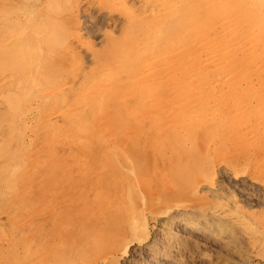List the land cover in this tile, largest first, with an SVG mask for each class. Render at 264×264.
<instances>
[{
    "label": "rangeland",
    "instance_id": "1",
    "mask_svg": "<svg viewBox=\"0 0 264 264\" xmlns=\"http://www.w3.org/2000/svg\"><path fill=\"white\" fill-rule=\"evenodd\" d=\"M158 1L0 0V264L236 261L215 233L186 228V216L196 215L238 229L246 236L244 264H264V60L249 65L246 54L236 55L228 83L212 67L191 99L210 107L201 120L171 83L188 75L177 69L160 77L152 61L174 49L150 34L159 18L147 19L144 8L159 13ZM178 1V17L165 15L159 32L174 35L172 45L182 50H173L170 68L178 56L187 65L189 51L205 53V36L221 41L224 32L218 14L204 15L210 0ZM244 36L239 46L248 42ZM146 38L154 43L153 68L142 82L136 55ZM242 71L249 75L244 83ZM236 89L244 116L232 111ZM88 92L95 97L91 112L83 99ZM122 220L126 233L117 227Z\"/></svg>",
    "mask_w": 264,
    "mask_h": 264
},
{
    "label": "bare ground",
    "instance_id": "2",
    "mask_svg": "<svg viewBox=\"0 0 264 264\" xmlns=\"http://www.w3.org/2000/svg\"><path fill=\"white\" fill-rule=\"evenodd\" d=\"M160 1V0H159ZM158 1V3L160 4V5H164V7H163V9L164 10H162L161 12L159 11V13H157L155 10V8H152L151 9V7H150V9H146V8H144V14H145V17L147 18V19H149V18H159L158 20H159V22H158V25H156V26H154L150 31V34L151 35H153V37L154 38H152V39H155V38H163V39H165L166 38V41L168 42V43H170V45H171V48H174L173 50H175V51H180L181 49H180V47L176 44V43H174L173 45H172V43H173V41H172V39H174L173 37H174V35H173V37H172V39L171 38H169L168 36H166V34L165 33H163V34H159V32H162V31H164L165 29H163V27H165V25L167 24V21L165 20V18H163L165 15H167V16H169V15H171V16H175L176 15V12L178 11V9H179V7L181 8V5L182 4H180V2L178 1V0H163L164 2H159ZM185 1V0H184ZM209 1V0H208ZM211 2L208 4V10L206 11V13L204 14V15H209V14H212L213 13V15L214 14H218L219 16H220V18H219V20H220V22H218V23H220V25L224 28V30H222V31H224L223 33H222V38H221V41H222V43H221V41H214V39H211L210 38V35L208 36H205L203 39H202V47L203 48H205L206 49V51L205 50H202V51H205V53L203 52V53H200V54H196L195 55V53H193L194 51H189L188 52V55H187V59H188V62L186 63L187 65H183V63H182V61L181 60H179L178 59V57H176L177 58V63H175V65H174V68H170L172 65L171 64H169V58L170 57H172V53H173V50H172V52H171V54H169L170 53V50H169V52H167V51H165V52H163V53H161V54H159V55H156L155 56V54H154V58H153V63H155L156 65L158 64V66L159 67H157L158 69H157V71L158 70H160V74H159V76L160 77H163L164 76V74L166 73V77H167V75H168V71H169V74H172V73H176V71H178V70H180V71H178V72H180V73H183V74H187L188 75V78H186V79H182V78H184V76L183 77H181V78H178V77H176V78H174V80H172V86L173 87H176V86H180L182 89H181V91H179V90H176L175 92L177 93V94H183V96H185L186 97V100H189V101H187V108L189 109V111H190V109L191 110H195L197 113V115H198V117H201V120L202 119H204L203 117H204V115H205V111L206 110H208L210 107H208L207 108V106H203V105H200V103L198 102V101H196V100H191L192 99V95H193V91L196 89H198V90H201V84H202V82H203V80H205L206 78H208V72L212 69V67H216L215 69H217L218 70V72L219 73H222V79L224 80V83H228V82H230V80H232L231 79V77H230V74H229V70H230V67L232 66V62H233V60L235 59L234 57L236 56V55H238V54H241V53H243V54H246L245 56H244V58L243 57H241V58H243V59H246V61L247 62H249V65H251L252 63H253V61H254V59H256V58H258V57H260L262 60H264V0H237V1H239V2H235V3H232V2H229L230 0H210ZM235 1V0H234ZM142 2V1H141ZM183 2V1H182ZM204 5V4H203ZM159 7V6H158ZM188 7V6H187ZM192 8V7H191ZM195 8V7H194ZM195 10V9H194ZM200 10V9H199ZM240 11V12H239ZM192 12V11H191ZM190 12V13H191ZM193 13V12H192ZM191 13V14H192ZM194 13H195V11H194ZM191 14L190 15H188V16H191ZM177 16V15H176ZM178 17V16H177ZM186 17V16H185ZM206 17V16H205ZM209 17V16H208ZM171 18V17H170ZM182 18H183V16H182ZM192 18V17H191ZM181 19V18H180ZM180 19H177V20H180ZM210 19V18H209ZM235 19V20H234ZM194 20V19H193ZM250 20H253L254 22V24H252V26L250 27V28H248V23L250 22ZM190 21H191V19H190ZM206 21V20H205ZM186 22H188V21H186ZM208 23H210V20L208 21ZM217 23V24H218ZM180 24V23H179ZM195 24V23H194ZM212 24V23H211ZM182 25V24H181ZM191 25H192V23H191ZM188 26H190V25H188ZM211 26V25H210ZM151 27V26H150ZM156 27H157V29H156ZM194 27H195V25H194ZM193 27V28H194ZM214 27V26H213ZM166 28V27H165ZM154 29V30H153ZM191 29V28H190ZM201 29V28H200ZM159 30H161V31H159ZM177 30H179V29H177ZM184 31V30H183ZM206 31V30H205ZM167 32V31H166ZM177 33V32H176ZM182 33H184V32H182L181 31V34ZM194 33H195V30H194ZM197 33V32H196ZM185 34V36L187 37V35H186V33H184ZM247 34V37H248V35H249V40H248V42H246V43H244L242 46H239L242 42V39H243V36L244 35H246ZM160 35H161V37H160ZM168 35V34H167ZM183 35V34H182ZM191 35H192V33H191ZM190 35V36H191ZM198 35V34H197ZM125 36V35H124ZM245 37V36H244ZM180 38V37H179ZM189 38V37H188ZM188 38H186L184 41L186 42V40L188 39ZM119 39V38H118ZM146 39H148V40H146L145 41V50H144V52L143 51H141V52H139V54H137L136 56H137V60H139V62L141 63V65H142V68H143V75H144V79H143V81L142 82H144V80H145V82H147L148 80H147V75H148V73H150V71H152V68H153V64H152V61L148 58V57H150V56H148L149 54H151V52H152V47H153V44L154 43H152L153 41H152V39L151 38H146ZM182 39V38H181ZM190 39V41H191V37L189 38ZM188 39V40H189ZM6 40V39H5ZM12 40V39H11ZM16 40V39H15ZM176 40V39H175ZM165 41V40H164ZM214 41V42H213ZM179 42V41H178ZM197 42V41H196ZM4 43V42H3ZM181 43H184V42H181ZM218 43H220V44H218ZM143 44V43H142ZM176 44V45H175ZM191 44V43H190ZM169 45V46H170ZM183 45H185V44H183ZM199 45V44H198ZM246 45H247V47H246ZM180 46H182V45H180ZM187 46V45H186ZM243 46H245V48L244 49H239V48H241V47H243ZM183 47H185V46H183ZM137 48V47H136ZM191 48H193V47H191ZM191 48H188L189 50L191 49ZM202 48V49H203ZM152 49V50H151ZM180 49V50H179ZM147 50H148V52L149 53H146L147 52ZM150 50H151V52H150ZM193 50V49H192ZM200 50V49H199ZM146 51V52H145ZM182 51V50H181ZM198 52V51H197ZM179 54H181L180 52H178ZM184 54V53H183ZM153 57V56H152ZM238 57H239V55H238ZM240 58V57H239ZM152 59V58H151ZM200 60H201V62H200ZM231 60H232V62H231ZM197 61H199L201 64H202V66H198V63H197ZM238 61V60H237ZM257 61V60H256ZM255 61V62H256ZM261 60H259V62H260ZM179 62V63H178ZM216 62V64H214ZM112 64V63H111ZM257 64H258V62H257ZM254 65H256V64H254ZM264 65V64H263ZM252 67V66H251ZM178 69V70H177ZM245 70V69H244ZM247 70V69H246ZM263 70V69H262ZM213 72V71H212ZM233 72V71H232ZM240 72V71H239ZM112 74V73H111ZM248 74V72H246V71H242L241 72V76H243V78H241L243 81V83L246 81H248L249 79H247V77L246 76H249V75H247ZM182 75V74H181ZM234 75H235V73H234ZM239 75V74H238ZM136 76H138V75H136ZM158 76V77H159ZM170 76V75H169ZM173 76H178V74H174ZM221 77V76H220ZM119 78V77H118ZM233 78V77H232ZM117 79V78H116ZM134 79V78H133ZM163 79H166V78H163ZM172 79V78H171ZM239 79V78H238ZM106 80H108L107 78H106ZM213 80V79H212ZM221 80V79H220ZM105 81V80H104ZM109 81H110V79H109ZM131 81H132V79H131ZM138 81H140L141 82V80L139 79ZM214 81L216 82V80L214 79ZM233 81V80H232ZM251 81V80H250ZM256 81V80H255ZM107 82V81H106ZM214 82V83H215ZM238 82H239V80H238ZM212 83V82H211ZM231 83H233V82H231ZM252 83V82H251ZM127 84V83H126ZM131 84H132V86L133 85H135V86H137V83H136V81H132L131 82ZM217 84V83H216ZM242 84V83H241ZM107 85V84H106ZM110 85V84H109ZM130 85V84H129ZM140 85H142V83L140 84ZM146 85V86H145ZM145 85H143V88H142V92L145 94V95H148V94H150L151 92V89L149 88V87H147L148 86V84L146 83ZM210 85V84H209ZM209 85H204V86H209ZM232 85V84H231ZM138 86H139V84H138ZM203 86V85H202ZM213 86V85H212ZM110 87V86H109ZM130 87V86H129ZM214 87V86H213ZM235 87H237V86H235ZM135 88V87H134ZM134 88H132V89H134ZM140 88V87H139ZM156 88V87H155ZM217 88V87H216ZM177 89V88H176ZM180 89V88H179ZM212 89V88H211ZM221 89V88H220ZM223 89V88H222ZM226 89V88H225ZM230 89V88H229ZM238 89H240V87L238 88ZM261 89V88H260ZM195 90V91H196ZM214 90V89H213ZM248 90V89H247ZM153 91V90H152ZM160 91V90H159ZM205 91V90H204ZM209 91H211V90H209ZM215 91H218V90H215ZM214 91V92H215ZM222 91H224V90H222ZM222 91H220V92H222ZM235 91V90H234ZM245 91V90H244ZM261 91H262V89H261ZM154 92V91H153ZM152 92V93H153ZM199 92V91H198ZM198 92L196 93L197 94V96H198ZM203 92V91H202ZM206 92V91H205ZM230 92L231 91H228L227 93H229L230 94ZM92 92H88L87 94H85L84 95V100L87 102V105H88V111H92V107L94 106V102H95V97H94V95L93 94H91ZM210 93V92H209ZM211 93H212V91H211ZM227 93H225V95L227 96ZM243 93V92H242ZM154 94V93H153ZM161 94V93H160ZM203 94V93H202ZM206 94V93H205ZM204 94V95H205ZM216 94V93H215ZM251 94V93H250ZM111 95V94H110ZM200 95H201V93H200ZM203 95V96H204ZM222 95H224L223 93H222ZM239 95H241L240 94V91H237V89H236V91H235V94L234 95H232V98H233V96H234V98H233V101L235 100L236 102V104H235V106H234V109L232 110V111H234L235 113H239V112H241V111H243V109L241 108L242 107V103H241V105H240V102L241 101H239V99H240V97H239ZM50 96H51V94H50ZM161 96V95H160ZM218 96V95H217ZM253 96H256L255 97V99L256 98H258L257 96H260V95H253ZM252 96V97H253ZM83 97V96H82ZM162 97V96H161ZM184 97V98H185ZM206 97V96H205ZM214 97H216V96H214ZM213 97V98H214ZM222 97H224V96H222ZM231 97V96H230ZM230 97H226V98H230ZM249 97V96H248ZM252 97H251V99H252ZM47 98V97H46ZM103 98V100L104 101H107V97H106V94H104V96L102 97ZM183 98V99H184ZM206 98H208V97H206ZM211 98V97H210ZM225 98V97H224ZM225 98V99H226ZM260 98V97H259ZM217 99V98H216ZM250 99V98H249ZM224 100V99H223ZM223 100H221V101H223ZM230 100H231V98H230ZM120 101V100H119ZM123 101V100H122ZM167 101V100H166ZM185 101V100H184ZM232 101V102H233ZM239 101V102H238ZM249 101V100H248ZM252 101V100H251ZM250 101V102H251ZM255 101V100H254ZM155 102V101H154ZM228 102H230L229 100H228ZM249 102V103H250ZM199 103V104H198ZM207 103V102H206ZM220 103V102H219ZM234 103V102H233ZM249 103H248V105H249ZM253 103V102H252ZM157 104H159V103H157ZM176 104V103H175ZM216 104V103H215ZM223 104V103H222ZM227 104V103H226ZM231 105H232V103H231ZM247 105V106H248ZM251 105V104H250ZM255 105V104H254ZM182 106V105H181ZM241 106V107H240ZM245 106V105H244ZM246 106V107H247ZM186 107V106H185ZM250 107V106H249ZM255 107V106H254ZM181 108V107H180ZM212 108V107H211ZM244 108V107H243ZM264 108V107H263ZM159 109V108H158ZM249 110H250V108H248ZM254 109V108H253ZM244 110H246V109H244ZM255 110H256V108H255ZM82 111V110H81ZM156 111H158V110H156ZM160 111V110H159ZM187 111V110H186ZM209 111H210V109H209ZM217 111V110H216ZM222 111V110H221ZM254 111V110H253ZM252 111V112H253ZM176 112H178V110H176ZM248 112V111H247ZM251 112V111H250ZM174 113V112H173ZM231 113V112H230ZM233 113V112H232ZM231 113V114H232ZM78 114V113H77ZM80 114V113H79ZM78 114V115H79ZM82 114V113H81ZM92 114V113H91ZM241 114H242V112H241ZM176 115V114H175ZM234 115V114H233ZM232 115V116H233ZM240 115V114H239ZM243 115V114H242ZM240 116V117H242V122H246L245 124H247L248 123V118L247 117H243V116ZM246 115V114H245ZM223 116V115H222ZM221 116V117H222ZM225 116H227L226 115V113H225ZM208 117V116H207ZM206 117V118H207ZM220 117V116H219ZM219 117H218V119H219ZM238 117V116H237ZM177 119V118H176ZM225 120V119H224ZM180 121V120H179ZM220 121V120H219ZM250 121V120H249ZM252 121V120H251ZM77 122V121H76ZM225 122V121H224ZM254 122V121H253ZM201 123V122H200ZM205 123V122H204ZM207 123H209V122H207ZM210 123H212V122H210ZM263 123V122H262ZM77 124V123H76ZM199 123L197 122V124L196 125H198ZM203 124V123H202ZM244 124V123H243ZM242 124V125H243ZM237 125V124H236ZM240 125V124H239ZM238 125V126H239ZM241 125V126H242ZM254 125V124H253ZM186 126H188V124L186 125ZM185 127V126H184ZM198 127V126H197ZM233 127V126H232ZM231 127V128H232ZM236 127V126H235ZM235 127H234V129H235ZM245 127V126H244ZM190 128V127H189ZM230 128V129H231ZM237 128V127H236ZM247 128V127H246ZM191 129V128H190ZM238 129V128H237ZM193 130V129H192ZM191 130V131H192ZM226 130H228V129H226ZM236 130V129H235ZM234 130V131H235ZM194 131V130H193ZM192 131V132H193ZM218 131V130H217ZM231 131V130H230ZM165 132V131H164ZM223 133V132H222ZM227 133V132H226ZM215 134V133H214ZM217 135H219V134H217ZM256 135V134H255ZM232 137H233V135H232ZM214 138V137H213ZM216 138V137H215ZM225 139V138H224ZM222 140V139H221ZM227 140V139H226ZM109 141V140H108ZM220 141V140H219ZM108 143V142H107ZM230 143V142H229ZM107 145V144H106ZM175 146V145H174ZM186 148V147H185ZM197 152V151H196ZM226 158V157H225ZM228 158V157H227ZM166 160V159H165ZM232 160V159H231ZM167 161H168V159H167ZM171 162H173V161H171ZM213 162V161H212ZM219 163V162H218ZM173 165H176V164H173ZM201 165V164H200ZM204 170V169H203ZM202 173V172H201ZM207 178V177H206ZM257 179V178H256ZM175 180V179H174ZM204 181H206V179L204 180ZM209 182V181H208ZM210 183V182H209ZM212 183V182H211ZM177 184H179V183H177ZM176 187H179V185L177 186L176 185ZM169 193V192H168ZM177 193H178V188H177ZM193 193V192H192ZM122 194V193H121ZM174 194H175V192H174ZM187 194H188V192H187ZM197 194V193H196ZM101 195V194H100ZM103 195V194H102ZM107 195V194H106ZM177 195V194H176ZM99 196V195H98ZM110 196V195H109ZM119 195H112L111 197H114V200L118 197ZM158 196V195H157ZM116 197V198H115ZM159 197V196H158ZM245 197V196H244ZM202 198V197H201ZM113 199V198H112ZM111 199V200H112ZM123 199V198H122ZM197 199V198H196ZM105 200V199H104ZM124 200V199H123ZM154 200V199H153ZM201 200V199H200ZM203 200H205V199H203ZM116 201V200H115ZM121 203V202H120ZM184 204V203H183ZM174 205V204H173ZM98 206V205H97ZM173 208V207H172ZM176 208V207H175ZM171 209V208H170ZM167 211V210H166ZM87 213V212H86ZM175 215V214H174ZM96 216H97V212L96 211H94V210H92V211H90L89 212V214H88V217H89V220H94L95 218H96ZM140 216V215H139ZM181 217V216H180ZM213 217V216H212ZM209 218H210V216H209ZM208 217H206V216H202L201 215V217H197V215L196 216H189L188 218H187V216H186V219L184 220L185 221V226H186V228L188 229V230H190L191 232H193L194 234H202V233H208V234H214L215 233V235L218 237V240L216 241L217 242V245L218 246H221V247H223V249L225 250V252L228 254V255H231V256H233L234 258H236L237 260L236 261H234V259H233V261H229V262H223L224 264H244V261H245V257H244V255H243V253H242V251H241V249H240V245L243 243V241H245L246 240V236L245 235H243L241 232H238L239 230L238 229H236V230H238V231H236V230H234L235 228L233 227V229L231 228V226H229V225H227L226 226V224L225 225H220V226H218L217 227V223L216 222H218V220L215 222L214 220H210ZM97 219V218H96ZM134 220V219H133ZM171 220V219H170ZM169 220V221H170ZM183 220V219H182ZM135 221V220H134ZM222 221V220H221ZM176 221H174V220H172L171 222H170V224H173L174 225V223H175ZM227 222V221H226ZM232 222V221H231ZM134 223V222H133ZM139 223V222H138ZM224 223V222H223ZM231 225H233V224H231ZM229 226V227H228ZM110 227V226H109ZM117 227H119V230L121 229L122 231H124L125 233H126V231H127V228H128V223L125 221V220H122V221H120L119 222V224H117ZM132 228V227H131ZM144 228V227H143ZM182 228H184V227H182ZM109 229V228H108ZM113 229H115V228H113ZM172 229V228H171ZM110 230H111V228H110ZM109 230V231H110ZM120 230V231H121ZM131 230V229H130ZM116 231V230H115ZM182 231V230H181ZM108 232V231H107ZM106 232V233H107ZM129 232V231H128ZM168 232V231H167ZM115 233V232H114ZM122 233V232H121ZM133 233H134V231H133ZM92 234V233H91ZM96 234V233H95ZM124 234V233H123ZM130 234V233H129ZM135 234V233H134ZM166 234V233H165ZM175 234V233H174ZM178 234V233H177ZM213 234H212V236H213ZM119 235V234H118ZM168 235H170V234H168ZM214 235V236H215ZM164 236V235H163ZM132 237V236H131ZM130 237V238H131ZM133 237H134V235H133ZM177 240L178 239V235H174V236H172V240ZM118 237H116V242H118ZM132 240H134V239H131V242H132ZM168 240V239H167ZM171 241V240H170ZM169 240H168V242H170ZM248 242V241H247ZM127 243H129V242H127ZM166 243V242H165ZM210 243V242H209ZM245 243V242H244ZM126 244V243H125ZM131 244V243H130ZM167 244V243H166ZM114 245V244H113ZM112 245V246H113ZM168 245V244H167ZM170 245V244H169ZM168 245V246H169ZM216 245V244H215ZM120 246V245H119ZM131 246V245H130ZM212 246V245H211ZM176 247V246H175ZM254 247V246H253ZM165 248V247H164ZM163 248V249H164ZM173 248V247H172ZM170 249V248H169ZM168 249V250H169ZM176 249V248H175ZM167 250V249H166ZM165 251V250H164ZM173 251V250H172ZM176 251V250H175ZM219 251V250H218ZM168 252V251H167ZM188 252V251H187ZM244 252H246V251H244ZM248 252V251H247ZM149 253V252H148ZM152 253L153 254H155V255H157L158 253H159V251H158V249H156V248H154L153 250H152ZM174 254V253H173ZM167 257H169L168 256V254L166 255ZM204 257V256H203ZM165 258V257H164ZM202 258V257H201ZM222 258V257H221ZM229 258V257H228ZM227 258V259H228ZM153 259V258H152ZM198 259H200V258H198ZM220 260V259H219ZM229 260V259H228ZM95 261V260H94ZM154 261H156L155 259H154ZM160 261V260H159ZM167 261V260H166ZM203 264H213V262H212V260H210V258L208 259V258H202L201 260H200ZM161 263V262H160ZM160 263H158V264H160ZM92 264H93V262H92ZM153 264V263H152ZM155 264H157V263H155ZM222 264V263H221Z\"/></svg>",
    "mask_w": 264,
    "mask_h": 264
}]
</instances>
